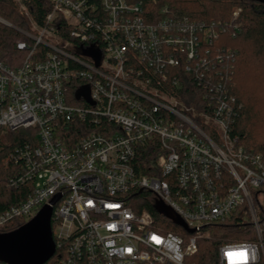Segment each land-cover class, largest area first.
<instances>
[{"label": "built area", "instance_id": "1", "mask_svg": "<svg viewBox=\"0 0 264 264\" xmlns=\"http://www.w3.org/2000/svg\"><path fill=\"white\" fill-rule=\"evenodd\" d=\"M14 1L28 27L0 17L24 37L21 62L0 61V128H35V139L0 163L14 164L12 185L29 184L0 210V226L29 220L58 194L60 255L44 264H203L192 259L209 238L199 229L238 211L253 238L220 245L215 264H264V150H246L228 130L241 105L222 67L228 54L212 48L222 28L130 0H44L37 23L33 0ZM184 83L200 89L194 104L179 97ZM73 118L101 130L66 143L58 129ZM148 144L155 156L141 173ZM160 203L195 230L165 231L166 217L147 209Z\"/></svg>", "mask_w": 264, "mask_h": 264}, {"label": "trees", "instance_id": "2", "mask_svg": "<svg viewBox=\"0 0 264 264\" xmlns=\"http://www.w3.org/2000/svg\"><path fill=\"white\" fill-rule=\"evenodd\" d=\"M44 0H33L31 17L37 23L42 22ZM140 1L143 8L160 16V10L165 8L170 16H185L222 28L218 37L212 43V48H219L228 56L226 64L222 67L231 76V92L235 101L240 104L236 118L229 125L228 130L232 136L239 137V143L248 151L264 150V1L263 0H130ZM238 8V16L231 19V13ZM0 17L20 28L28 27V17L18 8L14 0H0ZM236 25V29H233ZM61 27V26H60ZM232 32H235L233 35ZM24 38L19 32L0 22V61L15 67L24 53L15 47V42ZM42 49V48H40ZM227 66V67H226ZM221 67V68H222ZM181 70V69H179ZM182 71V70H181ZM190 80V77H189ZM186 104H194L200 98V89L193 83L185 84L179 96ZM208 128V127H207ZM101 130L87 121L73 118L62 123L58 129V136L66 143L73 142L81 134L90 130ZM35 128H18L8 130L0 128V163L6 159L10 152L26 142L34 141ZM156 148L154 144L140 147L137 154L139 161L136 170L146 173L150 161L154 160ZM3 169L0 166V210L19 203L29 190V184L12 185V167ZM147 209L157 218L160 217L154 207ZM239 212L232 213L230 217L206 225L209 233L207 240L200 241L199 249L193 260L203 264H215L218 247L226 242L252 239L247 234L248 222L241 221ZM164 223L165 231L175 232L184 238L189 234L179 225L167 218H160ZM27 220L16 217L0 226V233L13 230ZM54 223H51L53 227ZM264 244V231L262 232ZM59 248L48 262L58 260ZM1 264H8L0 261Z\"/></svg>", "mask_w": 264, "mask_h": 264}, {"label": "water", "instance_id": "3", "mask_svg": "<svg viewBox=\"0 0 264 264\" xmlns=\"http://www.w3.org/2000/svg\"><path fill=\"white\" fill-rule=\"evenodd\" d=\"M58 199L59 195H54L25 223L13 230L0 233V261L8 264H44L52 257L55 243L51 217L53 206ZM155 210L181 226L186 232L191 233L195 230L189 228L182 218L172 213L163 203L158 204Z\"/></svg>", "mask_w": 264, "mask_h": 264}, {"label": "rangeland", "instance_id": "4", "mask_svg": "<svg viewBox=\"0 0 264 264\" xmlns=\"http://www.w3.org/2000/svg\"><path fill=\"white\" fill-rule=\"evenodd\" d=\"M252 190L255 192V191L258 190V188H253ZM145 195H146L147 199H148L150 202H153V203H154L155 198H154L153 194H151V193H146ZM257 198H258V200H259L260 202H262V200H263V193H262V192H258V193H257ZM162 216H163V215H162ZM245 219H246V218H245ZM26 220H27V219H26ZM199 225H202V223H200ZM245 230H246L247 234H251V235H253L252 227H251L250 225H248V226L246 227ZM199 232H201V233H203V234H205V235H208V234H209V233H208V230L206 229V227L203 228V229H202V228L199 229ZM203 240H205V239H203Z\"/></svg>", "mask_w": 264, "mask_h": 264}]
</instances>
